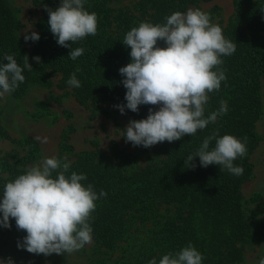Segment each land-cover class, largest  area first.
Instances as JSON below:
<instances>
[{
    "label": "trees",
    "instance_id": "16d2710c",
    "mask_svg": "<svg viewBox=\"0 0 264 264\" xmlns=\"http://www.w3.org/2000/svg\"><path fill=\"white\" fill-rule=\"evenodd\" d=\"M114 1L85 0V9L97 15V32L70 45L72 49L84 48L82 56L71 60L68 58L70 49L59 46L50 32L45 11V7L55 10L60 0L40 2V18L36 24L40 39L29 40L28 53L20 42L22 25L17 12L8 0H0V61L4 54L13 55L23 67L22 57L27 55L33 70L23 71L25 80L11 95L20 99L34 84L51 87L53 76L58 78L56 87L71 93L92 119L99 114L114 119L104 106L126 104V89L120 83L123 77L118 71L130 62V49L123 45L125 33L141 21L163 23L164 17L175 11L185 12L199 1L211 0H138L131 8L119 9L111 6ZM222 30L226 39L237 44L236 51L222 57L221 68L226 79L218 91L209 94L205 117L217 111L221 101L227 105L226 114L218 116L214 123L193 136L156 144L154 157L145 165H134L128 155L117 149L74 155L69 174L73 171L85 174L87 179L82 184H92L97 194L101 190L107 194L95 202L90 221L92 240L109 250L121 242L129 244L127 247L132 250L137 248L136 259L125 264H148L153 258L158 264L164 254L179 251L188 243L202 254V264H241L244 246L264 243V209L260 218L248 220L241 199V187L252 176L250 156L258 144L255 125L262 114L264 0H234L233 19ZM159 46L163 47V42ZM33 57H40V63ZM73 72L80 81L79 88L67 84ZM150 107L157 110L155 106L141 105L137 113L125 108L124 114L132 120L146 119ZM118 111L115 108L113 113ZM217 129L221 136L231 134L241 140L247 137L246 156L234 161V165L243 167L242 175L220 171L218 165L201 167L198 157L193 161L194 169L184 164L203 139ZM64 140L61 153H71L72 147L66 143V138ZM26 142L29 153L16 164L34 160L32 138H27ZM214 144L212 141L210 148ZM23 170L4 161L0 167V192L6 182ZM149 222L153 224L146 241L138 243V237H132L130 231L134 226L135 230L137 227L144 230ZM9 223L15 224V221L10 219Z\"/></svg>",
    "mask_w": 264,
    "mask_h": 264
},
{
    "label": "clouds",
    "instance_id": "9594fccd",
    "mask_svg": "<svg viewBox=\"0 0 264 264\" xmlns=\"http://www.w3.org/2000/svg\"><path fill=\"white\" fill-rule=\"evenodd\" d=\"M84 3L85 0H60L55 10L45 7L50 32L59 46L70 49L71 60L82 56L84 48L72 49L70 45L97 32V15L87 11ZM39 39L35 32L24 35L25 42ZM123 45L130 49V62L118 70L123 77L120 83L126 89V104L114 107L122 115L125 108L137 113L141 105L157 109L150 107L146 119L128 122L120 132L126 143L149 148L178 141L195 135L227 113V105L221 101L219 109L205 117V106L209 94L218 91L226 79L222 57L234 54L237 44L224 37L222 28L211 21L208 13L189 8L164 17L163 23L141 21L125 33ZM22 58L23 67L13 55L4 54L2 61L6 63L0 61V98L24 82L25 69L33 71L28 56ZM33 59L40 63V57ZM76 72L70 74L67 84L79 88ZM212 141L215 144L210 148ZM246 144L247 137L241 140L231 134L221 136L217 129L203 139L184 164L194 169L193 161L198 157L201 167L218 165L220 171L242 175L243 167L234 165V161L246 156ZM70 168L67 158L43 157L4 184L0 192V227L10 229L12 219L16 229L26 233L22 242H17L18 249L48 257L71 254L92 242L90 221L95 202L107 194L103 190L97 194L92 184H82L86 175L75 171L69 174ZM203 259L188 243L179 251L164 254L158 264H202ZM0 264L13 261L9 257ZM148 264H157V260L153 258ZM257 264H264V256Z\"/></svg>",
    "mask_w": 264,
    "mask_h": 264
},
{
    "label": "rangeland",
    "instance_id": "374dc122",
    "mask_svg": "<svg viewBox=\"0 0 264 264\" xmlns=\"http://www.w3.org/2000/svg\"><path fill=\"white\" fill-rule=\"evenodd\" d=\"M41 1L8 0L21 21L19 37L27 53L31 47L29 41L25 42L24 35L27 32L29 35L31 32L36 33ZM137 1L115 0L111 6L115 9L131 8ZM189 8H199L208 13L211 21L223 28L233 19L234 0L199 1ZM57 80L52 76L54 85L48 88L39 84L32 85L20 99H15L11 94L0 98V167L6 161L9 165L25 169L37 164L43 157L52 156L67 158L72 163L75 154L96 150L107 153L117 149L128 155L134 165H145L154 157L156 145L149 148L133 147L120 136L121 130L132 120L128 115H122L119 111L113 113L115 108L105 105L104 108L114 119L103 114L92 119L89 111L71 93L56 87ZM260 97L262 114L255 125L258 144L250 156L252 176L241 187L242 209L248 220L260 218L264 209V74L260 77ZM27 138H32L34 143V160L23 165L16 164L18 159L29 153ZM45 138L47 142H44ZM64 138L73 149L71 153L62 154L60 151ZM163 209L160 211L163 212ZM152 224L153 222H149L144 230L140 227L135 230L134 226L130 234L138 237V243L145 242ZM10 225V229L0 227V260L10 257L13 264H125L136 259L137 248L132 250L130 246L127 247V243L121 242L113 250H109L99 247L93 240L71 254H52L48 257L30 254L17 248V242H22L26 233L18 231L15 224ZM261 256H264V243L246 245L241 264H257Z\"/></svg>",
    "mask_w": 264,
    "mask_h": 264
}]
</instances>
